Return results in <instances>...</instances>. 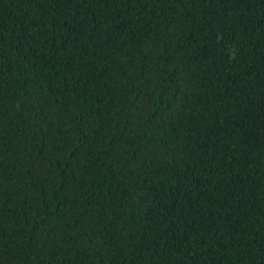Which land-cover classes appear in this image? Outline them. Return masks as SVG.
I'll return each mask as SVG.
<instances>
[{
  "label": "trees",
  "instance_id": "1",
  "mask_svg": "<svg viewBox=\"0 0 264 264\" xmlns=\"http://www.w3.org/2000/svg\"><path fill=\"white\" fill-rule=\"evenodd\" d=\"M0 264H264V0H0Z\"/></svg>",
  "mask_w": 264,
  "mask_h": 264
}]
</instances>
